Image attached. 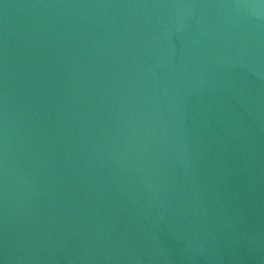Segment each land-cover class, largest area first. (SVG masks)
Returning a JSON list of instances; mask_svg holds the SVG:
<instances>
[{
  "label": "water",
  "instance_id": "95a60500",
  "mask_svg": "<svg viewBox=\"0 0 264 264\" xmlns=\"http://www.w3.org/2000/svg\"><path fill=\"white\" fill-rule=\"evenodd\" d=\"M0 264H264V0H0Z\"/></svg>",
  "mask_w": 264,
  "mask_h": 264
}]
</instances>
